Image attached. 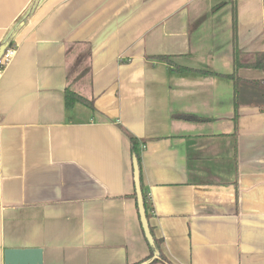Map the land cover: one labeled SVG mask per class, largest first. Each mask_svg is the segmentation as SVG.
<instances>
[{
  "label": "crops",
  "instance_id": "crops-1",
  "mask_svg": "<svg viewBox=\"0 0 264 264\" xmlns=\"http://www.w3.org/2000/svg\"><path fill=\"white\" fill-rule=\"evenodd\" d=\"M237 13L235 137L230 0H0V264L149 262L125 132L171 263L264 264V0Z\"/></svg>",
  "mask_w": 264,
  "mask_h": 264
},
{
  "label": "trees",
  "instance_id": "trees-1",
  "mask_svg": "<svg viewBox=\"0 0 264 264\" xmlns=\"http://www.w3.org/2000/svg\"><path fill=\"white\" fill-rule=\"evenodd\" d=\"M231 3V7H232V15H233V39H234V72L232 75H228L225 76L228 79L232 80L234 82V87H235V117H234V123H235V134L234 136L237 137V125H238V107H239V90H240V86L242 83H249V84H255V82L253 81H245L242 80L239 77V70L241 68H258L257 64H242L240 62V50L238 47V40H237V29H238V13H237V0H230ZM224 5V4H222ZM221 5V6H222ZM220 6V7H221ZM218 8V7H217ZM31 14V12L28 14V16ZM10 38V37H9ZM8 38V39H9ZM7 39V40H8ZM10 48L15 47V43L12 40L10 45ZM260 60L264 59V56H258ZM155 59H159V60H164L168 63H171L170 58L168 57H157ZM177 72H183V71H187L186 69H180L177 68L176 70ZM76 104H81L91 110H95V106H94V101L93 100H88L80 95H78L77 93L71 91L70 89H67L65 92V106L67 110L72 109ZM178 118L186 120V121H193V122H203L205 121L204 119L195 117V116H179ZM124 131V129H122ZM125 134L128 136L130 142H131V149H132V154L138 159L140 168H141V149H140V142L130 136L127 132H125ZM143 189V188H142ZM143 195H144V201H145V208L147 211V217L148 219L150 218V214L148 212L149 208H150V201L148 196L146 195V193L143 190ZM155 243H156V249L159 251V258L157 260H155L153 263H157V262H161L163 264H173L171 263L162 253L161 251V243L159 240H157L156 238H154ZM154 249L151 248V253L150 256L147 258L148 261H150L153 256H154Z\"/></svg>",
  "mask_w": 264,
  "mask_h": 264
},
{
  "label": "water",
  "instance_id": "water-1",
  "mask_svg": "<svg viewBox=\"0 0 264 264\" xmlns=\"http://www.w3.org/2000/svg\"><path fill=\"white\" fill-rule=\"evenodd\" d=\"M14 36H15L14 33L11 34L10 38L4 44L0 46V59L4 55L5 51L8 49L11 41L14 39ZM133 167H134V182H135V189H136V194H137V202H138L141 224H142L143 231H144L145 237L149 245L155 250L153 258L149 262L144 263V264H149L159 258V251L156 249V243H155L154 237L151 232L149 219L147 217V211L145 208V201H144V195H143L142 183H141L140 166H139L138 159L136 157H134L133 159Z\"/></svg>",
  "mask_w": 264,
  "mask_h": 264
},
{
  "label": "built area",
  "instance_id": "built-area-1",
  "mask_svg": "<svg viewBox=\"0 0 264 264\" xmlns=\"http://www.w3.org/2000/svg\"><path fill=\"white\" fill-rule=\"evenodd\" d=\"M16 53V46L13 48L8 47L4 55L0 59V73L11 63Z\"/></svg>",
  "mask_w": 264,
  "mask_h": 264
}]
</instances>
